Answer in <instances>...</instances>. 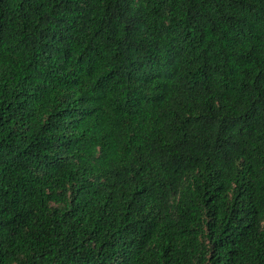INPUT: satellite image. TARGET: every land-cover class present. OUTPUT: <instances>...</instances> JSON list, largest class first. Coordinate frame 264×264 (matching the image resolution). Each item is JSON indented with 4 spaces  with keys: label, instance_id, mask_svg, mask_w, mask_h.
Wrapping results in <instances>:
<instances>
[{
    "label": "trees",
    "instance_id": "trees-1",
    "mask_svg": "<svg viewBox=\"0 0 264 264\" xmlns=\"http://www.w3.org/2000/svg\"><path fill=\"white\" fill-rule=\"evenodd\" d=\"M0 264H264V0H0Z\"/></svg>",
    "mask_w": 264,
    "mask_h": 264
}]
</instances>
